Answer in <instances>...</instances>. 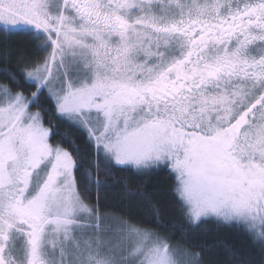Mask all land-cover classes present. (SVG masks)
<instances>
[{
    "label": "snow or ice",
    "instance_id": "6c2138e0",
    "mask_svg": "<svg viewBox=\"0 0 264 264\" xmlns=\"http://www.w3.org/2000/svg\"><path fill=\"white\" fill-rule=\"evenodd\" d=\"M0 32L44 53L0 54V264H204L208 224L264 256V0H0ZM165 171L179 223L102 211Z\"/></svg>",
    "mask_w": 264,
    "mask_h": 264
},
{
    "label": "trees",
    "instance_id": "16d2710c",
    "mask_svg": "<svg viewBox=\"0 0 264 264\" xmlns=\"http://www.w3.org/2000/svg\"><path fill=\"white\" fill-rule=\"evenodd\" d=\"M5 42L7 47L4 46ZM20 51H26L28 55L36 53L33 45L23 34L4 36L0 32V54ZM16 63L17 60L12 58L13 67ZM106 183L108 187L99 192L102 211L124 217L130 213L138 220L150 221L155 207L160 210L165 220L180 222V213L175 208L172 196L174 181L168 172H161L150 181H141L132 178L131 173L121 172L114 174ZM146 184H150L151 187H146ZM90 199L96 200L95 191ZM184 243L197 254L203 253L204 264H244L246 260H254L256 264H260L264 260L260 249L253 250L240 234L217 229L211 224L204 225L195 235H187Z\"/></svg>",
    "mask_w": 264,
    "mask_h": 264
},
{
    "label": "rangeland",
    "instance_id": "374dc122",
    "mask_svg": "<svg viewBox=\"0 0 264 264\" xmlns=\"http://www.w3.org/2000/svg\"><path fill=\"white\" fill-rule=\"evenodd\" d=\"M18 54L26 55V56H28L31 59H38L40 56L44 55V54L38 53V52H36V53L34 52V53H31V54L28 55V53L26 51H20ZM108 214L116 215L114 213H109V212H108ZM116 216H118V215H116Z\"/></svg>",
    "mask_w": 264,
    "mask_h": 264
}]
</instances>
